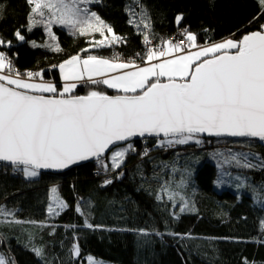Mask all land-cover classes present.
Segmentation results:
<instances>
[{
  "label": "trees",
  "instance_id": "trees-1",
  "mask_svg": "<svg viewBox=\"0 0 264 264\" xmlns=\"http://www.w3.org/2000/svg\"><path fill=\"white\" fill-rule=\"evenodd\" d=\"M90 5L122 43L93 47L87 35H71L56 24L53 41L38 23L42 17L36 15L35 24L30 21L34 5L28 0H0V39L5 41L0 52L17 72L42 71L43 79L56 83L59 90L63 84L58 66L75 54L142 63L149 50L144 40L148 33L160 43L187 28L203 46L240 40L264 25L260 0H97ZM177 16H182L179 24ZM17 31L24 40L18 39ZM50 44L61 50L54 51ZM93 90L119 93L103 83L84 81L71 95ZM158 140L130 142L135 151L128 153L120 169L111 170L107 156V172L96 160L63 173L39 172L27 178L0 162V206L14 212V217H0V257L9 264H86L89 256L118 264H264V169L236 167V175L248 177L246 187H251L235 190L238 183L228 186L227 180L226 186L220 179L223 169L215 155L229 149V142L241 145L234 152L264 157V142L209 138L201 139L200 145L191 142L186 149H168L157 147ZM106 179L113 182L105 186ZM53 187L67 207L50 214ZM165 187L179 193L175 200L168 199ZM180 195L187 201L184 212Z\"/></svg>",
  "mask_w": 264,
  "mask_h": 264
},
{
  "label": "snow or ice",
  "instance_id": "snow-or-ice-1",
  "mask_svg": "<svg viewBox=\"0 0 264 264\" xmlns=\"http://www.w3.org/2000/svg\"><path fill=\"white\" fill-rule=\"evenodd\" d=\"M95 2L97 0H28L34 5L30 21L35 24L34 17H42L38 23L45 27L53 41L56 37L52 26L56 24L74 36L99 33L102 39L92 41L93 47L122 43L123 38L115 35L112 27L96 12L81 6ZM260 2L264 4V0ZM181 20L182 16L176 17L178 24ZM105 33L111 34V38ZM185 34L189 41L186 47H195L196 35L187 30ZM15 35L24 40L19 31ZM144 40L149 43L147 35ZM4 43L0 39V45ZM162 43L166 47L147 51L149 66L145 67L137 66L134 61L115 62L118 56L112 60L96 55L83 59L80 55L72 56L58 66L66 81L62 91L51 83L31 82L34 77L43 81L42 71L21 74L0 52V162L10 163L14 171L19 169L27 177H36L40 169H64L96 158L107 172L110 168L101 159L103 154L112 148L108 156L111 170L120 169L128 153L135 151L132 143L123 145L121 142L137 136H163L166 139L156 144L161 148L190 142L200 145L203 143L199 138L201 134L264 142V25L260 31L244 35L239 41L227 39L185 55L173 56L185 51L179 43L174 44L172 40ZM47 46L54 51L61 50L58 44ZM154 60L160 62L152 63ZM117 71L122 74L109 76ZM24 75L27 78H22ZM85 78L123 94L111 96L93 90L83 96L71 95L77 82ZM162 78H166L164 82ZM143 155H148L147 149ZM215 155L219 157L221 169L226 166L264 169V157L257 153L234 152L229 148ZM120 176H123L122 171L118 173V178ZM235 179L241 181L239 176ZM112 182L106 179L104 185ZM237 186L245 185L242 181ZM162 190L168 192L169 200L179 195L168 187ZM56 192L53 187L52 202L47 208L50 214L67 207ZM180 200L184 203L180 211L184 212L187 201L182 195ZM9 216L14 217V212L0 206V217ZM34 251L42 254L40 249ZM73 252L79 256V247L74 246ZM0 264H4L2 257ZM89 264L96 262L89 257Z\"/></svg>",
  "mask_w": 264,
  "mask_h": 264
},
{
  "label": "rangeland",
  "instance_id": "rangeland-1",
  "mask_svg": "<svg viewBox=\"0 0 264 264\" xmlns=\"http://www.w3.org/2000/svg\"><path fill=\"white\" fill-rule=\"evenodd\" d=\"M90 4H92V3H90ZM90 4H87V5H81L82 7H87L91 12H94V11H92V6L90 5ZM53 27V26H52ZM115 34V33H114ZM105 35H108L109 36V38H111V34H108V33H105ZM116 35V34H115ZM148 35H149V33H148ZM88 37H89V39H90V42H92V41H95V40H100V39H102V37L100 36V34L99 33H97V35H96V33H92V34H89V35H87ZM150 37V36H149ZM151 39V38H150ZM227 39H232V40H235V41H239V40H237V39H234V38H227ZM227 39H223V40H221V41H217V42H214V43H210V44H206V45H203V46H200V45H198L197 43H196V46L195 47H181V48H185V51L184 52H182V53H174L173 54V56H175V55H185V54H189V53H192V52H196V51H198V50H200V48L201 47H205V46H209V45H211V44H215V43H220V42H223V41H226ZM153 41H155V40H153ZM91 45H92V43H91ZM232 51H235V50H232ZM75 55H80L81 56V58L83 59V58H86L87 56H82L81 54H75ZM75 55H73V56H75ZM72 57V56H71ZM70 57V58H71ZM98 57H100V56H98ZM101 58H105V59H109V58H106V57H101ZM171 58V57H170ZM69 59V58H68ZM68 59H66V60H68ZM66 60H64L63 62H65ZM109 60H112V59H109ZM128 61H133V60H127V59H119V61H115V62H128ZM62 62V63H63ZM135 62V64L137 65V66H140V65H143L144 63H146V62H142V63H140V62H137V61H134ZM15 69V68H14ZM16 70V69H15ZM17 71V70H16ZM22 78H27L26 76H23ZM97 78H102V77H94V79H96L97 80ZM61 79H62V84H63V86H64V84L66 83V81H64V79H63V74L61 73ZM85 81H87V78H85ZM31 82H36V83H39V82H47V83H51V84H53V85H55L56 86V83H54L53 81H46V80H44L43 79V81H41L40 80V78L39 77H34V78H32V81ZM81 82H84V81H81ZM81 82H77V85L79 84V83H81ZM63 86H62V88L61 89H57L58 91H62L63 90ZM57 88V87H56ZM50 94H52V93H50ZM53 95V94H52ZM200 139H204V138H200ZM218 139V138H217ZM226 139V138H225ZM162 140V139H161ZM248 140H251V139H248ZM191 143V142H190ZM226 143V142H225ZM224 143V144H225ZM206 144V143H205ZM187 145V144H186ZM240 146L241 145H238V146H233V145H230V143L228 142V143H226V147L227 148H231V149H233L234 147H236V148H240ZM179 147V149H186V147L188 148L189 147V145H187V146H185V145H174V146H167V148L168 149H173V148H178ZM110 154V153H109ZM109 156V155H108ZM109 160V159H108ZM110 161V160H109ZM235 168L236 167H234V166H226L222 171H221V175H220V179H222L223 181H224V183L225 182H228L227 180H229L230 181V183L228 184V186H230V185H233L234 183H238V184H240L242 181L244 182V185L245 186H243V187H238V186H236V188H234L235 190H240V189H243V188H245L244 190H248V187H251V186H247L246 187V185H247V182H250L249 181V178L248 177H246V178H244V177H241V176H239V177H241V181H237L236 179H235V177H237V175H236V172H235ZM224 172H229V173H231V175H223V173ZM25 175V174H24ZM26 176V175H25ZM38 176V175H37ZM27 177V176H26ZM27 178H34V177H27ZM247 180V181H246ZM219 184H222V181H220V183ZM225 185L227 186V184L225 183ZM65 203V202H64ZM66 204V203H65ZM66 208V207H65ZM65 208H63V209H60V211H62V210H64ZM79 211L81 212V213H84L85 214V211H83L81 208H79ZM89 257H91L92 258V260L93 261H95L96 262V264H118V263H115V262H112V261H105V260H102V259H97V258H95V257H93V256H89ZM89 257L87 258V262H86V264H89ZM3 258V261H4V264H9L8 263V261H7V259L3 256L2 257Z\"/></svg>",
  "mask_w": 264,
  "mask_h": 264
},
{
  "label": "water",
  "instance_id": "water-1",
  "mask_svg": "<svg viewBox=\"0 0 264 264\" xmlns=\"http://www.w3.org/2000/svg\"><path fill=\"white\" fill-rule=\"evenodd\" d=\"M242 38H243V37H242ZM242 38H241V39H242ZM241 39H240V40H241ZM162 82H164V80H162ZM106 94L111 95V96H115V95H122L123 93H118V94H115V95H113V94H109V93H106ZM44 95H52V94H50V93H45ZM78 96H83V95H78ZM144 138L166 139V138H164L163 136H160V137H156V136L138 137V136H137V137H132V138H130L129 141L121 142V144L125 145V144H127V143H130V142H133V141H137V140H140V139H144ZM200 138H204V139H209V138L225 139V138H226V139H251V140H259V139H254V138H243V137H228V136L216 137V136H208L207 134H201ZM112 150H113V149L110 148L108 152H106V153L103 154V156L101 157V159L106 158ZM96 160H97L96 158H90V159L85 160V161H79V162H77V163H75V164H72V165H70L69 167L64 168V169H40V170H38V172H40V173H44V172H46V173H55V174H57V173H63V172H66V171H68V170H70V169H72V168H74V167H77V166H80V165L86 164V163H88V162L96 161ZM1 163H5V164H8V165L12 166V165H11L10 163H8V162H1Z\"/></svg>",
  "mask_w": 264,
  "mask_h": 264
},
{
  "label": "built area",
  "instance_id": "built-area-1",
  "mask_svg": "<svg viewBox=\"0 0 264 264\" xmlns=\"http://www.w3.org/2000/svg\"><path fill=\"white\" fill-rule=\"evenodd\" d=\"M185 30L188 31L187 28L184 29H179L177 30L174 34L170 35L167 40H172V42L175 43H179V45L181 47H186L188 44V40H187V36L185 34ZM148 40L149 43H147V46L149 49H155V50H160L161 48L165 47V44H163L162 42L160 43H156L155 41L151 40L149 35H148ZM166 40V41H167Z\"/></svg>",
  "mask_w": 264,
  "mask_h": 264
},
{
  "label": "crops",
  "instance_id": "crops-1",
  "mask_svg": "<svg viewBox=\"0 0 264 264\" xmlns=\"http://www.w3.org/2000/svg\"><path fill=\"white\" fill-rule=\"evenodd\" d=\"M165 47H166V45H165ZM117 61H119V60H117ZM157 62H160V61H156V60L152 61V63H157ZM145 66H149V62L147 60H146V63H144L143 65H140L139 67H145ZM128 70L130 71V70H133V69H128ZM119 74H122V72L121 71L113 72V73H110L109 76H111V75H119ZM102 79H103V77L101 79L97 78V80H102ZM165 79L166 78H162V80H165ZM113 90H116V89H113ZM116 91H118V90H116ZM118 92L122 93L120 91H118Z\"/></svg>",
  "mask_w": 264,
  "mask_h": 264
}]
</instances>
